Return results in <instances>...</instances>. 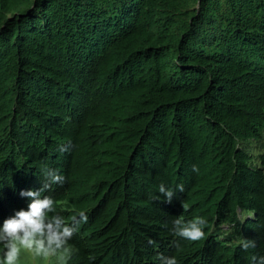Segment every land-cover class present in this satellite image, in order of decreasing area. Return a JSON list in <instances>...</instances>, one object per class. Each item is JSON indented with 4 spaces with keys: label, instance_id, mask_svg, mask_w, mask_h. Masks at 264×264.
Wrapping results in <instances>:
<instances>
[{
    "label": "trees",
    "instance_id": "1",
    "mask_svg": "<svg viewBox=\"0 0 264 264\" xmlns=\"http://www.w3.org/2000/svg\"><path fill=\"white\" fill-rule=\"evenodd\" d=\"M251 142L264 150V0H0V226L57 171L42 195L88 217L61 264H254ZM161 183L184 192L166 203ZM180 215L207 226L177 249Z\"/></svg>",
    "mask_w": 264,
    "mask_h": 264
},
{
    "label": "clouds",
    "instance_id": "2",
    "mask_svg": "<svg viewBox=\"0 0 264 264\" xmlns=\"http://www.w3.org/2000/svg\"><path fill=\"white\" fill-rule=\"evenodd\" d=\"M58 150L67 152L69 148L61 145ZM193 171L198 173L199 168L194 165ZM42 172L44 181L39 189L20 192V196L29 201L27 210L16 211L14 215L4 219L0 226V245L3 247L0 264H18L22 250L31 253L34 257L45 259L60 255L63 260L65 259L63 254L70 252L68 241L77 231L79 224L88 220L83 211L72 215L70 222L56 213L57 201L51 196L42 194L50 190L53 185H62L65 177L47 166ZM177 192H184L182 184L177 185L175 189L164 183L159 185V193L166 198L164 201L166 203H172ZM181 207L187 211L188 204L181 201ZM50 213L52 215H49ZM206 226L207 220L202 216H193L188 220H185L183 215L173 218L170 233L178 238L174 241V246L179 249L180 240L195 242L203 239ZM148 243L154 244L155 241L149 239ZM237 243L244 251L256 247L254 240L241 238ZM89 259L94 261L95 257L90 256ZM158 259L161 264H178L175 256L159 255ZM252 261L254 264H264V256L259 258L253 256Z\"/></svg>",
    "mask_w": 264,
    "mask_h": 264
},
{
    "label": "rangeland",
    "instance_id": "3",
    "mask_svg": "<svg viewBox=\"0 0 264 264\" xmlns=\"http://www.w3.org/2000/svg\"><path fill=\"white\" fill-rule=\"evenodd\" d=\"M244 146L248 148V150L255 156L254 166L260 167L261 161L257 157L263 154L264 150L261 149V147L258 144H256V142H251V143L245 144ZM240 217H241V220H243L244 217L246 219V218H249L250 216L241 214ZM224 229H227V227H225ZM18 264H61V260L58 256L50 257L47 259L43 257H34L31 253L22 250Z\"/></svg>",
    "mask_w": 264,
    "mask_h": 264
}]
</instances>
